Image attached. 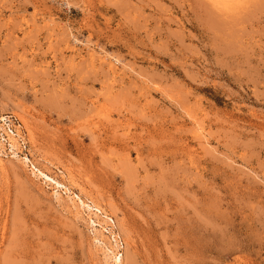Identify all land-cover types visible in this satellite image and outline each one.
<instances>
[{
    "label": "rangeland",
    "instance_id": "rangeland-1",
    "mask_svg": "<svg viewBox=\"0 0 264 264\" xmlns=\"http://www.w3.org/2000/svg\"><path fill=\"white\" fill-rule=\"evenodd\" d=\"M115 257L264 264V0H0V264Z\"/></svg>",
    "mask_w": 264,
    "mask_h": 264
},
{
    "label": "built area",
    "instance_id": "built-area-1",
    "mask_svg": "<svg viewBox=\"0 0 264 264\" xmlns=\"http://www.w3.org/2000/svg\"><path fill=\"white\" fill-rule=\"evenodd\" d=\"M8 124L10 125V127L7 128L8 131L12 132L13 135L16 134L17 132L15 129H17V127H19V123L16 120L15 121L12 120V121H9ZM5 134L6 133H4L3 136H5Z\"/></svg>",
    "mask_w": 264,
    "mask_h": 264
},
{
    "label": "bare ground",
    "instance_id": "bare-ground-1",
    "mask_svg": "<svg viewBox=\"0 0 264 264\" xmlns=\"http://www.w3.org/2000/svg\"><path fill=\"white\" fill-rule=\"evenodd\" d=\"M46 177V176H45ZM46 178H48V177H46ZM48 179H50L51 180V178H48ZM47 180V179H46ZM58 185V184H57ZM54 194V193H53ZM81 200V199H80ZM82 202V201H81ZM87 206V205H86ZM116 258V257H115ZM116 260H117V262H118V264H119V261H118V259L116 258Z\"/></svg>",
    "mask_w": 264,
    "mask_h": 264
}]
</instances>
